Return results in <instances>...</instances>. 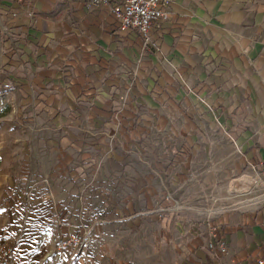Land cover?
<instances>
[{
	"label": "crops",
	"instance_id": "0c3cea01",
	"mask_svg": "<svg viewBox=\"0 0 264 264\" xmlns=\"http://www.w3.org/2000/svg\"><path fill=\"white\" fill-rule=\"evenodd\" d=\"M161 1L168 17L144 47L91 0H0L2 85L29 120L32 188L13 203L30 215L17 254L55 230L64 237L63 214L97 201L109 215L139 217L160 196L264 176V0ZM259 203L204 229L192 260L260 264Z\"/></svg>",
	"mask_w": 264,
	"mask_h": 264
},
{
	"label": "rangeland",
	"instance_id": "374dc122",
	"mask_svg": "<svg viewBox=\"0 0 264 264\" xmlns=\"http://www.w3.org/2000/svg\"><path fill=\"white\" fill-rule=\"evenodd\" d=\"M2 83L0 76V235L6 231L0 243L14 246L12 264H191L193 254L204 244L200 238L204 229L220 225L233 211L256 207L264 198V176L252 174L240 181L212 183L205 193L194 195L196 198L160 196L157 211L139 217L109 215L97 201L84 213L72 209L60 219L72 225L66 235L84 239L81 249L71 245L58 248L50 239L19 255L21 220L30 212L28 203L23 209L14 204L13 195L32 188L30 172H26L29 120L17 101L19 92L14 99L9 93L13 91ZM160 191L166 195L165 186H160ZM16 197L21 200V196ZM56 236L62 238L57 230L52 239Z\"/></svg>",
	"mask_w": 264,
	"mask_h": 264
},
{
	"label": "built area",
	"instance_id": "2783aa9c",
	"mask_svg": "<svg viewBox=\"0 0 264 264\" xmlns=\"http://www.w3.org/2000/svg\"><path fill=\"white\" fill-rule=\"evenodd\" d=\"M91 3L110 7L119 28L136 31L144 47L155 46L151 29L156 22L168 17L166 3L161 0H91ZM53 243L58 248L71 245L79 250L85 242L80 236L69 234L62 238L55 237ZM216 245L221 252L226 251L224 243ZM213 247V244L209 245V249ZM14 250V246L0 243V264H12ZM260 264H264V260Z\"/></svg>",
	"mask_w": 264,
	"mask_h": 264
},
{
	"label": "trees",
	"instance_id": "16d2710c",
	"mask_svg": "<svg viewBox=\"0 0 264 264\" xmlns=\"http://www.w3.org/2000/svg\"><path fill=\"white\" fill-rule=\"evenodd\" d=\"M5 232L4 230H2V235H0V240H3L6 236H5Z\"/></svg>",
	"mask_w": 264,
	"mask_h": 264
}]
</instances>
